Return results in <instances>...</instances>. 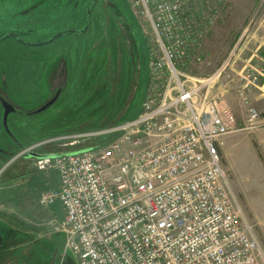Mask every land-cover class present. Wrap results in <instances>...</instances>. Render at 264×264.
<instances>
[{
	"label": "built area",
	"instance_id": "built-area-1",
	"mask_svg": "<svg viewBox=\"0 0 264 264\" xmlns=\"http://www.w3.org/2000/svg\"><path fill=\"white\" fill-rule=\"evenodd\" d=\"M232 0H126L151 35L148 85L139 114L113 128L57 136L26 148L76 145L114 135L87 151L34 159L37 172L55 171L58 184L39 196L59 204L63 258L77 264H261L263 247L244 223L220 153L228 136L264 127L249 91L260 70L246 67L236 94L246 108L241 129L228 125L212 77L186 71L205 59L204 45L219 10ZM52 155H57L52 157ZM59 155V156H58Z\"/></svg>",
	"mask_w": 264,
	"mask_h": 264
},
{
	"label": "rangeland",
	"instance_id": "rangeland-1",
	"mask_svg": "<svg viewBox=\"0 0 264 264\" xmlns=\"http://www.w3.org/2000/svg\"><path fill=\"white\" fill-rule=\"evenodd\" d=\"M91 2L92 0H1L0 5L4 8L12 7L9 13L17 16H13L16 22L12 29L1 24L0 34L17 31L21 39L30 46L18 43L13 38L0 42V72L6 69L22 75L21 71H31L37 78L36 83L15 80L10 83L14 87L10 97L15 103L27 110L37 109L45 103L54 92V89L49 90L48 81L52 75L57 74L54 73L56 70L60 81L51 82L52 88L61 85L64 88L63 93H66L72 84V78L75 82L79 79V83L84 86L83 80L87 78L91 56L94 57L103 49L105 41L116 37L118 45L124 48L127 60L121 61L119 56L116 76L127 64L130 77L125 80V92L120 102L115 104L117 106L110 114H106L99 124L117 123L125 117H133L140 110L149 52L153 47L151 35L136 19L126 0H98L92 10V24L89 30L81 33L86 25ZM262 9L264 0H232L226 3L223 9L219 10L220 14L212 33L204 45V61L199 64L190 60L187 62L186 71L200 80L212 77L229 62L223 77L213 84L210 94L214 95L216 101L218 94L222 100L223 94L219 86L223 79L229 80L236 53L245 40L242 34L245 29L254 27ZM19 18L22 19L21 22ZM9 21L10 18L5 19V22ZM65 31L77 33L67 32L53 42L44 44ZM114 65L115 63H109L111 67ZM112 70H108V74L113 72ZM36 84L38 90H33ZM95 93L97 99L102 95L101 90ZM230 98H236L238 102L235 95ZM221 100L217 103L220 104ZM94 106L98 108L99 103L96 102ZM62 109L63 106L58 102L50 111L35 117H11V129L19 135V140H16L11 130L13 140L7 136L2 123L3 113L0 110V171L14 159L0 174V231L7 234L6 240L9 239V242L4 244L6 249L0 247V252L8 250L6 254L3 253L2 263L12 264L11 261H17L11 259L12 254V258L18 255L17 264H77L70 256L63 258L64 235L55 233L54 230L64 219L61 206L57 204L53 207L57 217L52 218L39 204L43 184L42 175L37 174L33 166L32 154L36 152L17 157L34 143L33 138L46 131L47 125L62 121ZM243 125L236 126L235 129L239 130ZM84 126L90 125L86 121ZM228 137L236 139L239 147L237 150L228 148V155H224L223 148L220 149L223 167L240 204L244 223L252 227L264 252V153L259 151L258 164L261 169L257 174L253 173L251 150L254 133L238 131ZM29 142L31 144H27ZM56 146L58 147L49 146L45 150L63 152L90 145L82 143L71 147ZM225 157L232 163L231 172L226 168ZM51 177H55L54 172ZM261 264H264V257Z\"/></svg>",
	"mask_w": 264,
	"mask_h": 264
},
{
	"label": "trees",
	"instance_id": "trees-1",
	"mask_svg": "<svg viewBox=\"0 0 264 264\" xmlns=\"http://www.w3.org/2000/svg\"><path fill=\"white\" fill-rule=\"evenodd\" d=\"M119 56L122 59L121 61H127L126 55L124 53V48L118 45L116 37L109 39V41H105V43H103V49L96 53L94 57L91 56L89 60L90 66L87 72V78L83 80L85 87L79 83V79H77V81L75 82L74 78H72V84L69 90L66 93H63V95L61 96L59 102L63 106V112L61 116L57 115V117L60 116L62 121L57 122V124L51 123L47 125V129L43 134L32 139V142H34L33 144H31V142L27 143L31 144L28 147L57 136L104 131L135 118L139 114L140 110L133 117L128 119H126L125 117L123 120L117 123L110 125L102 123L99 124V122L103 120V117L106 114H110V111L117 106L115 104L120 102V99L123 97V92H125V80L130 77V72L127 64L126 66L124 65L123 71L116 76ZM110 62L113 64L115 63V65L112 67L109 66ZM125 62L122 63L125 64ZM108 70H112L113 72L108 74ZM115 79H118L117 82H113V80ZM145 79L146 84L143 86L142 102L144 100L148 85V70L146 72ZM98 90L102 91V95L97 99L95 98V91ZM93 93H95L94 97H92ZM96 102L99 103L98 108H95L94 106ZM140 104L142 105V103ZM89 120L90 123H88ZM86 121L90 126H84L86 124ZM9 128L16 137V140H19V135L13 132V130L11 129V124L9 125ZM113 138L114 135L95 137L92 140H88L85 142L86 145L90 146L69 151H80L104 145ZM52 146L55 148L58 147L56 145ZM67 146L69 145H65L64 147ZM48 147L49 146H42L37 149L36 153L41 155L49 153L45 150Z\"/></svg>",
	"mask_w": 264,
	"mask_h": 264
},
{
	"label": "crops",
	"instance_id": "crops-1",
	"mask_svg": "<svg viewBox=\"0 0 264 264\" xmlns=\"http://www.w3.org/2000/svg\"><path fill=\"white\" fill-rule=\"evenodd\" d=\"M246 30V31H245ZM244 30L242 37L244 36L245 40L241 44L240 48L236 53L235 60L231 66V75L228 76L229 80L226 81L223 79L219 89L223 94L222 100L219 104V109L223 114L225 122L230 125L231 127L235 128L236 126H241L244 124L247 111L246 108L241 103L240 99L236 95V91L241 84V81H238V75L246 67H253L260 70V79L259 85L256 88H253L249 91V98L254 108H256L264 118V9L260 12L258 20L256 21L254 27L248 28ZM226 78V77H225ZM231 95H235L238 99V102L235 99L231 100ZM254 144L252 146V163L254 165L252 172L256 173L259 171L260 165L258 164L259 160V151L264 153V127L260 128L254 133ZM233 150L238 149V145L236 144V139L233 137H227L224 145L221 147L223 150L224 155H228V148ZM232 150V151H233ZM49 153L42 154V155H49V154H57L60 153L59 151H48ZM41 155V154H39ZM226 158V168L229 172L232 171V163ZM34 160V159H32ZM37 172V171H36ZM52 172H54L55 177H51ZM37 174L42 175V190L40 194L44 191L50 190L55 188L58 184L57 175L55 171H48L45 173L37 172ZM39 194V196H40ZM39 200V199H38ZM54 206L45 208L47 213L53 218V216L57 217V212L53 209ZM56 212V213H55ZM8 250L3 251V253H7ZM17 261H11L12 264H17L18 262V255L14 256ZM0 264L2 260L0 259ZM11 264V263H6Z\"/></svg>",
	"mask_w": 264,
	"mask_h": 264
},
{
	"label": "flooded vegetation",
	"instance_id": "flooded-vegetation-1",
	"mask_svg": "<svg viewBox=\"0 0 264 264\" xmlns=\"http://www.w3.org/2000/svg\"><path fill=\"white\" fill-rule=\"evenodd\" d=\"M0 3H1V0H0ZM4 10H8V11H5ZM10 10H12V7H3L2 5H0V26L1 24L4 25L5 27L7 28H13L14 26V22H16V19H13V16H17V14H13L11 15ZM23 12H21V17L23 16L22 15ZM12 17V18H11ZM6 18H10V21L9 22H5V19ZM20 19V22L22 21L21 18ZM92 24V23H91ZM9 34H18L17 31H9V32H4V33H1L0 34V39L5 37L6 35H9ZM20 36V35H19ZM15 39L16 42L20 43L18 41V39L14 38V37H9V38H6L4 39L3 41L7 40V39ZM1 41V42H3ZM22 72V75H19L16 71H7L6 69L1 71L0 72V110L2 111L3 115H2V119H4V112H5V109H4V104H10L13 106L14 108V112L10 113V115L8 116V126L10 125V118L13 117V116H19V117H35L37 115H40V114H36L34 115V112H37L39 109H41L42 107H44L48 102H50L52 99L55 98V96L57 95L58 92H60V97L59 99L57 100V102L47 111H50L51 109H53L57 104L58 102L60 101V98L63 94V90L64 88L61 86V85H57L56 87L52 88L51 87V82H57V81H60V79L58 80V70H56L54 73H57L56 75H52L50 80L48 81V88L49 90H53L54 89V92L52 94V96L50 98H48L46 100L45 103H43L42 105H40V107H38L37 109H31V110H27L23 107H21L19 104L15 103L11 97H10V93H13L14 91V87L12 85H10L11 82H13V80L15 81H25L26 83H30V82H35L37 81V78H35L33 72H26V71H21ZM35 78V79H34ZM34 89L33 90H38V87H37V84L36 86H33ZM46 111V112H47ZM46 112H43V113H46ZM41 113V114H43ZM3 123V122H2ZM7 134V132H6ZM7 136L13 140V137L10 136L9 134H7ZM0 230L1 229V225H0ZM7 234H2V232L0 231V247L5 248L4 244L6 245L8 242H9V239L6 240V236ZM4 236V237H3ZM10 236V235H9ZM3 237V238H2ZM12 241L11 237H10V242ZM11 252V250H10ZM11 258H12V254H10ZM4 257L3 255V252H0V259L2 260V258Z\"/></svg>",
	"mask_w": 264,
	"mask_h": 264
},
{
	"label": "water",
	"instance_id": "water-1",
	"mask_svg": "<svg viewBox=\"0 0 264 264\" xmlns=\"http://www.w3.org/2000/svg\"><path fill=\"white\" fill-rule=\"evenodd\" d=\"M97 2H98V0H92L90 6H89V8H88V11H87L86 25H85V28L83 29V31H80L81 33H86V32L89 30V28H90V26H91V23H92V10H93V8L96 6ZM67 32H69V33H77L76 31H65V32H61V33H58V34H57L56 36H54L51 40L47 41V42L44 43V44H48V43L53 42L54 40L58 39L59 37H61L63 34H65V33H67ZM9 37H14V38L18 39V41H19L20 43H23V44H25V45H29V46H30V44L25 43V42L21 39V37H20L19 35H17V34H9V35H6L5 37H3V38L0 39V42L3 41V40L6 39V38H9ZM59 97H60V92H58L57 95L55 96V98L52 99L50 102H48L44 107H42L41 109H39L37 112H34V115H36V114H41V113L46 112L47 110H49V109H50V108H51V107L57 102V100L59 99ZM3 107H4V109H5V112H4V119H3V126H4V129H5V131L7 132V134H9L10 136L13 137V135H12L10 129H9V126H8V116L10 115V113L14 112V108H13V106L10 105V104H4ZM85 151H87V150H80V151H78V152H74L73 154L82 153V152H85ZM56 156H57V155H52V157H56ZM58 156H59V155H58ZM17 157H19V156H17ZM17 157H16V158H17ZM43 157H44V155H39L38 153H33V154H32V159H40V158H43ZM13 160H14V159H13ZM13 160H12V161H13ZM12 161H10L9 163H7V164L3 167V169L0 171V174H1V173L7 168V166H8Z\"/></svg>",
	"mask_w": 264,
	"mask_h": 264
}]
</instances>
